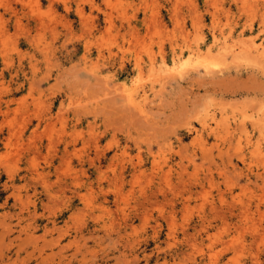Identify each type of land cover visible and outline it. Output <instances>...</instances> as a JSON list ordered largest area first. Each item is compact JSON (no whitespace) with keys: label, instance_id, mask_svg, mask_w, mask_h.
<instances>
[{"label":"rangeland","instance_id":"obj_1","mask_svg":"<svg viewBox=\"0 0 264 264\" xmlns=\"http://www.w3.org/2000/svg\"><path fill=\"white\" fill-rule=\"evenodd\" d=\"M0 264H264V0H0Z\"/></svg>","mask_w":264,"mask_h":264},{"label":"bare ground","instance_id":"obj_2","mask_svg":"<svg viewBox=\"0 0 264 264\" xmlns=\"http://www.w3.org/2000/svg\"><path fill=\"white\" fill-rule=\"evenodd\" d=\"M8 111V110H7Z\"/></svg>","mask_w":264,"mask_h":264}]
</instances>
